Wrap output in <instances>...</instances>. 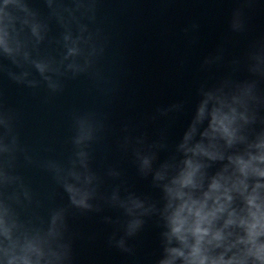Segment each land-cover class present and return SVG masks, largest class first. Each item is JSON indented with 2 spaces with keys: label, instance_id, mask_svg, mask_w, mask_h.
Returning a JSON list of instances; mask_svg holds the SVG:
<instances>
[{
  "label": "clouds",
  "instance_id": "clouds-1",
  "mask_svg": "<svg viewBox=\"0 0 264 264\" xmlns=\"http://www.w3.org/2000/svg\"><path fill=\"white\" fill-rule=\"evenodd\" d=\"M103 2L42 0V11L33 0H0V78L52 97L67 80L85 77L110 102L116 87L105 64L111 36L100 16ZM254 3L237 0L231 33L248 31ZM198 29L193 24L184 33ZM221 65L228 70L196 89L178 140L169 142L166 127L150 137L140 125L122 123L119 151L155 196L133 190L118 165L103 173L94 167L95 146L109 132L107 112L74 111L67 155L37 159L21 140L19 112L0 91V264H75L79 234L70 222L106 210L117 213L101 215L112 227L107 244L128 256L136 254L130 241L151 221L159 242L153 264H264V34L227 61L218 48L200 67ZM185 111V101L157 107L143 126ZM22 165L46 172L61 202L42 214L53 197L32 188Z\"/></svg>",
  "mask_w": 264,
  "mask_h": 264
}]
</instances>
